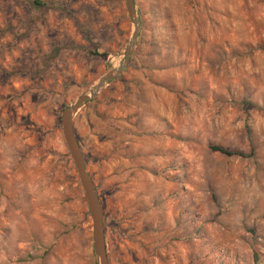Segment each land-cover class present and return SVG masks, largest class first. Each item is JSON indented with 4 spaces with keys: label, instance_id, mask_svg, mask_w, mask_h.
<instances>
[{
    "label": "rangeland",
    "instance_id": "374dc122",
    "mask_svg": "<svg viewBox=\"0 0 264 264\" xmlns=\"http://www.w3.org/2000/svg\"><path fill=\"white\" fill-rule=\"evenodd\" d=\"M40 1L0 0V264H95L60 114L132 24L124 0ZM133 4L128 65L72 118L108 263L264 264V0Z\"/></svg>",
    "mask_w": 264,
    "mask_h": 264
},
{
    "label": "water",
    "instance_id": "95a60500",
    "mask_svg": "<svg viewBox=\"0 0 264 264\" xmlns=\"http://www.w3.org/2000/svg\"><path fill=\"white\" fill-rule=\"evenodd\" d=\"M124 5L129 21L132 24V31L129 39L124 45L122 61L118 66L106 70L87 92L79 95L71 104L67 105L60 114L62 139L78 177L90 219L91 250L95 264H109L104 248L102 211L91 179L85 169L80 147L72 129V118L80 106L93 100L100 89L109 81L117 79L129 63V54L138 36L139 19L135 13L133 0H124Z\"/></svg>",
    "mask_w": 264,
    "mask_h": 264
},
{
    "label": "trees",
    "instance_id": "16d2710c",
    "mask_svg": "<svg viewBox=\"0 0 264 264\" xmlns=\"http://www.w3.org/2000/svg\"><path fill=\"white\" fill-rule=\"evenodd\" d=\"M32 3L36 6L42 5V2L40 0H32ZM86 53H88L90 55L104 56V54H98V53H96V51H93V52L88 51ZM208 149L211 152H217V153L224 155L226 157L236 156V157H240V158H245L247 156H250V154L245 155L244 153H242L240 151L229 150V149L223 148V147L218 146V145L209 144ZM212 199H213V197H212Z\"/></svg>",
    "mask_w": 264,
    "mask_h": 264
}]
</instances>
